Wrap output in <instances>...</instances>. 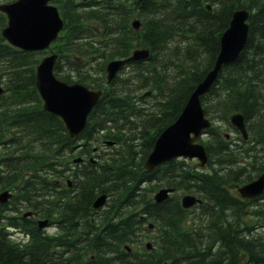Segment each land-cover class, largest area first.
Segmentation results:
<instances>
[{
  "label": "trees",
  "instance_id": "obj_1",
  "mask_svg": "<svg viewBox=\"0 0 264 264\" xmlns=\"http://www.w3.org/2000/svg\"><path fill=\"white\" fill-rule=\"evenodd\" d=\"M49 2L63 28L47 52L21 51L0 36V189L12 193L0 205V264H264V191L244 201L230 191L264 171V0ZM236 9L248 13L246 42L200 97L211 122L200 141L205 167L178 159L145 172L154 137L212 66ZM4 25L0 13V30ZM134 48L147 49V58L106 83L105 63ZM46 53L56 54L55 78L101 91L75 140L41 107L34 69ZM140 90L149 96L138 98ZM235 112L245 141L224 138ZM106 142L110 151L89 162L92 147ZM74 150L84 162L71 164ZM66 177L69 188L58 183ZM158 187L175 192L156 204L151 193ZM180 192L202 203L184 210ZM101 194L104 207L92 209ZM26 210L53 222L57 233L21 217ZM149 232L147 251L140 238Z\"/></svg>",
  "mask_w": 264,
  "mask_h": 264
},
{
  "label": "water",
  "instance_id": "obj_2",
  "mask_svg": "<svg viewBox=\"0 0 264 264\" xmlns=\"http://www.w3.org/2000/svg\"><path fill=\"white\" fill-rule=\"evenodd\" d=\"M0 12L5 15L6 24L0 31L5 41L22 51H40L52 42L62 28V21L56 8L48 4V0H13L0 4ZM245 10H236L231 14L226 29L218 39V52L211 69L205 74L194 90L188 96L177 118L162 129L153 141L150 153L144 160L145 171L176 157L195 158L202 167L206 156L202 145L195 143L209 122L204 118L199 96L204 94L215 79L221 65L233 61L242 49L246 40ZM132 28L138 27L137 21L131 22ZM147 50H135L124 60H111L105 65L106 81L111 80L118 69L129 61L145 59ZM55 55L43 56L34 71L35 89L42 103V109L58 117L69 138L74 139L83 129L85 118L96 103L100 91L90 90L81 84H66L52 75ZM229 123L246 138L242 117L234 113L229 116ZM77 161V159L75 160ZM264 188V172L254 180L237 189L241 197L253 198L259 196ZM172 189H158L153 200L160 202L167 197ZM9 197L6 191L0 193V204ZM105 201V195H100L92 202V208L100 207ZM197 199L192 195H183L180 205L183 208L192 206ZM43 223L40 222L39 226ZM150 227V225L148 226ZM146 248L149 246L146 244Z\"/></svg>",
  "mask_w": 264,
  "mask_h": 264
},
{
  "label": "rangeland",
  "instance_id": "obj_3",
  "mask_svg": "<svg viewBox=\"0 0 264 264\" xmlns=\"http://www.w3.org/2000/svg\"><path fill=\"white\" fill-rule=\"evenodd\" d=\"M6 2H9V0H0V3H6ZM234 136L235 134L234 133H231L230 132V136ZM231 136V137H232ZM98 146H97V148L98 149H100L101 151H104V152H109L110 151V149H108L107 147H105V146H103V145H99V144H97ZM194 162V161H193ZM101 209H97V211H100ZM44 229H45V232L46 233H50V234H53L54 233V231L56 230V228L53 226V224H51V223H47L46 224V226L45 227H43ZM152 234V232H149L148 234H146V236H152L151 235ZM14 235L18 238V233H14ZM23 240H24V237L22 238ZM147 241H149L150 242V239H145V238H143L142 239V243H144V242H147ZM136 246V245H135Z\"/></svg>",
  "mask_w": 264,
  "mask_h": 264
}]
</instances>
